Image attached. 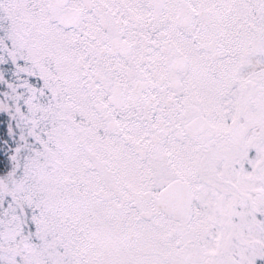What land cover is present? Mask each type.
<instances>
[{
	"label": "snow or ice",
	"instance_id": "snow-or-ice-1",
	"mask_svg": "<svg viewBox=\"0 0 264 264\" xmlns=\"http://www.w3.org/2000/svg\"><path fill=\"white\" fill-rule=\"evenodd\" d=\"M0 264H264V0H0Z\"/></svg>",
	"mask_w": 264,
	"mask_h": 264
}]
</instances>
